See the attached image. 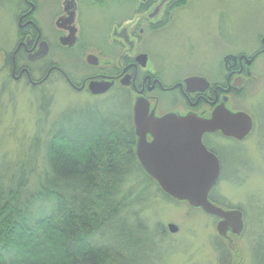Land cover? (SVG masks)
<instances>
[{
  "label": "rangeland",
  "instance_id": "1",
  "mask_svg": "<svg viewBox=\"0 0 264 264\" xmlns=\"http://www.w3.org/2000/svg\"><path fill=\"white\" fill-rule=\"evenodd\" d=\"M204 6L208 8L206 12ZM85 29L91 39L101 33ZM262 30L264 0H193L187 8L175 12L174 21L167 28L148 34L147 48L156 66L168 69L167 77L172 74L170 77L181 78L195 71L219 75L225 53L250 47ZM109 51L104 50L106 54ZM61 58L68 70L79 73L87 70L88 66L76 57ZM51 81L42 92L13 82L7 72L0 71V165L4 169L8 167L9 174L13 173V167L26 162L38 175L43 173L48 167V144L56 131L73 132L78 125L110 118L114 111L125 115L126 107L116 91L100 97L74 91L59 77ZM172 105V101L163 102L159 109H175ZM229 105L244 112L262 111L264 73L258 71L247 90L233 97ZM262 124L252 129L253 138L234 141L219 136L210 137L208 142L224 158L219 180L210 194L216 195L218 207L243 212L241 232L226 230L218 216L193 207L188 201L171 199L156 183L157 189L154 180L150 178L153 183L144 184L143 178L135 188L142 201L133 209L152 232L142 248H138L142 253L134 264H261L264 261ZM170 224H176L179 230L172 233Z\"/></svg>",
  "mask_w": 264,
  "mask_h": 264
},
{
  "label": "flooded vegetation",
  "instance_id": "2",
  "mask_svg": "<svg viewBox=\"0 0 264 264\" xmlns=\"http://www.w3.org/2000/svg\"><path fill=\"white\" fill-rule=\"evenodd\" d=\"M192 1L0 0V71L7 72L13 82L42 92L52 78L58 77L72 90L90 94L92 82L111 83L109 91L94 96L118 92L126 107L138 160L139 140L151 143L157 128L150 120L136 124L135 109L146 105L149 116L154 118L172 110L183 116L210 118L217 106L227 102V107L236 112L239 110L229 105L233 97L247 90L258 71L264 73L262 30L250 47L225 53L219 75L195 71L181 78L170 77L172 74L167 77L168 69L156 66L150 57L147 36L167 28L175 12L187 8ZM204 7L206 12L208 8ZM85 27L89 32L100 31L99 37L91 39ZM107 49L111 51L106 54ZM66 55L76 57L88 66L87 70L79 73L66 69L61 58ZM190 76L203 77L209 83L188 87L185 80ZM167 101H172L175 109L160 111L161 103ZM245 112L251 116L253 128L264 125V109ZM253 131L246 139L253 138ZM219 136L227 137L217 131L205 133L203 139L209 147L210 137ZM141 169L149 180L142 166Z\"/></svg>",
  "mask_w": 264,
  "mask_h": 264
},
{
  "label": "trees",
  "instance_id": "3",
  "mask_svg": "<svg viewBox=\"0 0 264 264\" xmlns=\"http://www.w3.org/2000/svg\"><path fill=\"white\" fill-rule=\"evenodd\" d=\"M126 112L56 131L39 175L27 162L13 176L0 165V264L135 263L152 232L136 217L135 188L153 180L136 158Z\"/></svg>",
  "mask_w": 264,
  "mask_h": 264
},
{
  "label": "water",
  "instance_id": "4",
  "mask_svg": "<svg viewBox=\"0 0 264 264\" xmlns=\"http://www.w3.org/2000/svg\"><path fill=\"white\" fill-rule=\"evenodd\" d=\"M146 58V56H143ZM188 87L208 84L203 77L192 76L185 80ZM205 84V86L207 85ZM111 83L92 82L94 94L109 91ZM146 106V105H145ZM135 109L136 124L150 120L157 128L151 143L140 140L136 153L144 171L155 180L162 191L178 201H188L193 207L202 208L221 218V226L241 232L243 212L225 210L210 200V192L221 174L218 155L204 143V134L220 131L227 137L245 139L253 129L250 115L244 111H232L227 102L217 106L210 118L196 114L181 115L170 112L160 118L149 116V108ZM148 117V118H147ZM169 230L176 233L179 228L170 224Z\"/></svg>",
  "mask_w": 264,
  "mask_h": 264
}]
</instances>
